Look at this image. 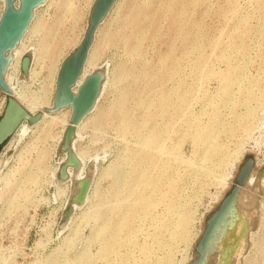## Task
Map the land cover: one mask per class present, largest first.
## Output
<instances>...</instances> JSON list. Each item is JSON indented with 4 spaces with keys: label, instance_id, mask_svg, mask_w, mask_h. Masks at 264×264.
<instances>
[{
    "label": "rangeland",
    "instance_id": "rangeland-1",
    "mask_svg": "<svg viewBox=\"0 0 264 264\" xmlns=\"http://www.w3.org/2000/svg\"><path fill=\"white\" fill-rule=\"evenodd\" d=\"M94 2L35 11L20 46L31 73L20 60L12 82L24 107L38 101L35 114L52 106ZM96 71L102 91L73 142L81 174L62 181L56 170L64 123L19 128L0 148V264H189L248 158L254 181L240 207L251 226L230 264H264V0H118L85 77Z\"/></svg>",
    "mask_w": 264,
    "mask_h": 264
},
{
    "label": "water",
    "instance_id": "water-1",
    "mask_svg": "<svg viewBox=\"0 0 264 264\" xmlns=\"http://www.w3.org/2000/svg\"><path fill=\"white\" fill-rule=\"evenodd\" d=\"M1 1H5V6L0 14V90L5 95L6 103L0 116V148L14 136L23 123L34 125L43 117V113L33 115L20 104L6 82V74L13 59V52L21 43L33 21L35 10L47 0ZM117 1L95 0L89 16V25L82 42L61 65L57 76L53 107L44 111L48 114H56L64 109H72L70 124L66 129L61 146L62 152L66 155L65 163L59 170V178L62 181L68 179L69 169L78 171L81 167L73 147L76 127L95 108L105 76L101 71H96L86 77L76 91L75 88L83 76L96 32ZM17 2L19 3L18 7H16ZM30 66L31 57L25 56L21 63L24 77L29 73ZM254 166L255 162L252 158H248L241 166L235 179V185L222 200L217 210L207 218L204 232L194 249L196 257L189 264H211L213 258H215L214 264H230L233 257H235L236 254L227 257V246L230 242L226 237L230 231L232 233L235 227L238 226L239 212L242 211L240 208L241 194L248 183ZM90 183V177H86L78 183L79 192L73 198L74 203L80 205L85 201ZM245 217V222H242L244 241L239 246L241 251L237 258L245 249L246 237L250 228L251 216L247 214Z\"/></svg>",
    "mask_w": 264,
    "mask_h": 264
},
{
    "label": "bare ground",
    "instance_id": "bare-ground-1",
    "mask_svg": "<svg viewBox=\"0 0 264 264\" xmlns=\"http://www.w3.org/2000/svg\"><path fill=\"white\" fill-rule=\"evenodd\" d=\"M48 2V0L44 3V4H46ZM44 4H42V5H44ZM18 5H19V3L17 2L16 3V7H18ZM41 5V6H42ZM4 6H5V1H1L0 2V14L2 13V11H3V9H4ZM40 6V7H41ZM93 6V5H92ZM39 8V7H38ZM37 8V9H38ZM36 9V10H37ZM92 9V8H91ZM35 10V11H36ZM35 16V15H34ZM34 19V18H33ZM32 23V22H31ZM31 26V25H30ZM30 28V27H29ZM28 31H29V29H28ZM27 31V32H28ZM27 34V33H26ZM25 34V35H26ZM25 37V36H24ZM23 37V38H24ZM22 43H23V39H22V41H21V43L19 44V46L15 49V51L13 52V59H12V61H11V63L9 64V68H8V71H7V74H6V82H7V84H8V86H9V88L13 91V93H14V96H15V98L20 102V104L23 106V100L25 99V97H24V95L23 94H19V93H17V91L15 90V88L13 87V85H12V82H13V80H14V78H15V75H16V73H18V71H19V63H20V60H21V63H22V59L24 58H21L22 56V51L20 50V46L22 45ZM80 45V44H79ZM64 62V61H63ZM31 65H32V61H31ZM62 65V64H61ZM61 68V67H60ZM10 70H12V72L10 71ZM20 71H22L21 70V64H20ZM60 71V70H59ZM29 73H31V66H30V69H29ZM28 73V74H29ZM59 73V72H58ZM58 76V75H57ZM88 77V76H87ZM86 77H85V69H84V73H83V76L81 77V79L79 80V82H78V84H77V87L75 88V91L78 89V87L81 85V83L84 81V79H85ZM56 83H57V81H56ZM27 98V97H26ZM43 103V102H42ZM53 104H54V99H53ZM53 104H52V106L51 107H49V108H47V109H50V108H52L53 107ZM38 106V101H35V102H33L32 103V105L31 106H26L25 105V109H27L31 114H35V108ZM71 110V112H72V109L71 108H68V109H64V110ZM61 111H63V110H61ZM61 111H59L58 113H56V114H48V113H45V112H43V117H42V119L39 121V122H37L36 124H34V126H32V125H30V126H32V127H27L26 125H25V123H23L19 128H20V132H21V134L22 135H27V133L33 128V127H38L40 124H43V123H45V122H47V123H49V124H51V126H53V125H56V124H59V123H64V125L66 124V128H65V132H66V129H67V127L69 126V124H70V119H71V117H70V119H68V120H66L65 119V117H59L57 114H59ZM61 116V115H60ZM71 116H72V113H71ZM83 122V121H82ZM81 122V123H82ZM81 123L79 124V125H81ZM79 125L77 126V127H79ZM45 126V125H44ZM43 126V127H44ZM77 127H76V132H77ZM41 129V128H40ZM65 132H64V136H65ZM16 133V132H15ZM41 133V132H40ZM64 136H63V140H64ZM75 139V138H74ZM73 147H74V143H73ZM76 155H77V157H78V159H79V161H80V164L82 163V160H83V156L82 155H80L79 153H76ZM42 157H43V155H42ZM65 160H66V155H65V158H64V161H63V163L56 169L57 170V172L59 173V170H60V168H61V166L65 163ZM36 162V161H35ZM39 162H40V160H39ZM81 169H82V166L80 167V169L78 170V171H76V172H81ZM72 169H69L68 170V176H71V173H72ZM82 173V172H81ZM81 173H79V174H81ZM80 176V175H79ZM81 177V176H80ZM82 178V177H81ZM84 178V177H83ZM30 180H31V178H30ZM81 180H83V179H81ZM254 180H253V176L251 175L250 176V178H249V181H248V185L249 184H252V182H253ZM18 190H21V189H19V188H17ZM15 192H16V190H15ZM19 191H17V193H18ZM25 196H27L28 194L27 193H25L24 194ZM15 196H16V193H15ZM29 197H30V195H28ZM12 197V196H11ZM13 198H14V196L12 197V199H10L11 201V204H13ZM15 199V198H14ZM243 199H244V197H243ZM37 200V199H36ZM240 201H242L241 199H240ZM244 203V202H243ZM246 203V202H245ZM10 204V203H9ZM241 204H242V202H241ZM248 204V203H247ZM247 204H245L244 206L245 207H248L249 205H247ZM10 206V205H9ZM7 207V206H6ZM9 208V207H8ZM241 208V207H240ZM243 210V209H242ZM247 214L245 213V212H242V211H240L239 212V223H238V226H236L235 227V229L233 230V232L231 233V231L228 233V235H227V237L226 238H228V241H230V239L232 238V240H235L234 242H233V244H228V246H227V248H228V256L227 257H230V256H232V255H235V257L237 258V256H238V254H240L239 252H240V248H239V246L243 243V241H244V239H243V235L244 234H242V231H243V223L245 222V220H246V216ZM243 222V223H242ZM236 224V223H235ZM235 224H234V226H235ZM251 226V225H250ZM235 233H238V235L237 236H234L235 235ZM224 241H225V239H224ZM237 247V248H236ZM235 248H236V251L234 252V250H235ZM243 252V251H242ZM233 259H235V258H233ZM238 259V258H237Z\"/></svg>",
    "mask_w": 264,
    "mask_h": 264
},
{
    "label": "built area",
    "instance_id": "built-area-1",
    "mask_svg": "<svg viewBox=\"0 0 264 264\" xmlns=\"http://www.w3.org/2000/svg\"><path fill=\"white\" fill-rule=\"evenodd\" d=\"M12 71V70H11ZM0 114L2 115L4 107H5V103H6V98L5 95L3 96V98L0 100Z\"/></svg>",
    "mask_w": 264,
    "mask_h": 264
}]
</instances>
